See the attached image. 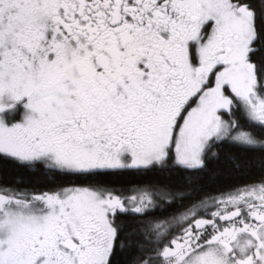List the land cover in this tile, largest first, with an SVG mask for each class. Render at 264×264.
I'll use <instances>...</instances> for the list:
<instances>
[{"label": "snow or ice", "instance_id": "1", "mask_svg": "<svg viewBox=\"0 0 264 264\" xmlns=\"http://www.w3.org/2000/svg\"><path fill=\"white\" fill-rule=\"evenodd\" d=\"M0 264H264V0H0Z\"/></svg>", "mask_w": 264, "mask_h": 264}, {"label": "trees", "instance_id": "2", "mask_svg": "<svg viewBox=\"0 0 264 264\" xmlns=\"http://www.w3.org/2000/svg\"><path fill=\"white\" fill-rule=\"evenodd\" d=\"M249 179H251V178L250 177H236V178H232V179L228 180L227 182L228 183H234V182L244 183ZM29 180L31 182V185L40 186V185L45 184L44 179L38 175L29 177Z\"/></svg>", "mask_w": 264, "mask_h": 264}, {"label": "flooded vegetation", "instance_id": "3", "mask_svg": "<svg viewBox=\"0 0 264 264\" xmlns=\"http://www.w3.org/2000/svg\"><path fill=\"white\" fill-rule=\"evenodd\" d=\"M33 186H36V185H33ZM36 187H41L42 188V187H45V184L44 185H40V186H36Z\"/></svg>", "mask_w": 264, "mask_h": 264}]
</instances>
